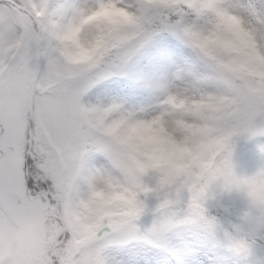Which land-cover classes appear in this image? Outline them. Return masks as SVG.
Returning a JSON list of instances; mask_svg holds the SVG:
<instances>
[{"label": "snow or ice", "instance_id": "obj_1", "mask_svg": "<svg viewBox=\"0 0 264 264\" xmlns=\"http://www.w3.org/2000/svg\"><path fill=\"white\" fill-rule=\"evenodd\" d=\"M241 135L264 0H0V264H264Z\"/></svg>", "mask_w": 264, "mask_h": 264}, {"label": "trees", "instance_id": "obj_2", "mask_svg": "<svg viewBox=\"0 0 264 264\" xmlns=\"http://www.w3.org/2000/svg\"><path fill=\"white\" fill-rule=\"evenodd\" d=\"M252 143H254V141H250L248 143L242 144L244 146L242 149H247L248 146L251 145ZM234 144L236 146H240V144L238 143L237 137L234 140ZM248 159H249L248 153H243L240 150L234 149L233 164H234L235 171L237 172L238 175L250 176V174L248 173V165H249ZM218 199L220 203L225 206L233 205L240 209H243L244 204H245V197L238 192H231V193L223 192L219 195ZM210 210L213 212V214L217 213V206H216L215 201L212 202V207L210 208Z\"/></svg>", "mask_w": 264, "mask_h": 264}, {"label": "rangeland", "instance_id": "obj_3", "mask_svg": "<svg viewBox=\"0 0 264 264\" xmlns=\"http://www.w3.org/2000/svg\"><path fill=\"white\" fill-rule=\"evenodd\" d=\"M255 138V137H254ZM254 141L251 145L248 146L247 149H242L244 146H236L234 144V149L240 150L243 153H248L249 157V165H248V173L254 175L257 171L264 169V153L261 152V148H264V135L256 136L255 139L247 141ZM155 200L149 201V207L146 210L144 216L142 217V222L145 225H150L153 219V209L155 207Z\"/></svg>", "mask_w": 264, "mask_h": 264}, {"label": "water", "instance_id": "obj_4", "mask_svg": "<svg viewBox=\"0 0 264 264\" xmlns=\"http://www.w3.org/2000/svg\"><path fill=\"white\" fill-rule=\"evenodd\" d=\"M252 138H253V137H252ZM252 138H249V137L246 136V135H241V136L238 137V141H239V143H244V142L249 141V140L252 139Z\"/></svg>", "mask_w": 264, "mask_h": 264}]
</instances>
